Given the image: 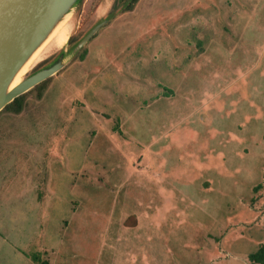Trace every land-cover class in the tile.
<instances>
[{"label": "rangeland", "instance_id": "374dc122", "mask_svg": "<svg viewBox=\"0 0 264 264\" xmlns=\"http://www.w3.org/2000/svg\"><path fill=\"white\" fill-rule=\"evenodd\" d=\"M109 1L101 14L108 0H83L63 28L66 40L80 39L122 0ZM192 1L144 0L132 15L146 30L167 21L163 36L190 58H170L163 74L147 67L169 96L136 101L111 93L107 102V94L101 95L107 109L121 113L118 119L91 117L119 129L102 131L88 120L95 130L82 137L75 126L86 122V114L73 94L65 99L64 93H46L53 78L42 97L40 91L27 94L21 116L0 114V121L39 122L37 130L23 133L34 131L42 150H52L56 141L58 155L52 151V161L42 162L57 169L56 192L48 191L45 171L38 189L42 204L54 199L51 208L37 210L28 179L13 185L6 200L17 219L33 216L45 223L40 241L55 240L56 264H250L249 255L264 245V0L235 2L242 13L236 6L227 9L223 0ZM230 13L232 33L224 24ZM110 22L97 33L99 43L154 38L112 30ZM187 39L200 45L190 47ZM64 43H53L25 76L51 61ZM78 61L57 79L80 73ZM109 63L101 61L115 70ZM86 70L87 81L100 71ZM61 123L67 128L56 126ZM70 132L74 140L66 147ZM35 244L33 255L40 252Z\"/></svg>", "mask_w": 264, "mask_h": 264}, {"label": "crops", "instance_id": "0c3cea01", "mask_svg": "<svg viewBox=\"0 0 264 264\" xmlns=\"http://www.w3.org/2000/svg\"><path fill=\"white\" fill-rule=\"evenodd\" d=\"M143 1L139 0L133 10L115 16L112 22L108 24L109 26L107 25V28L113 26L112 30L118 29L121 32L128 33V35L131 32L132 34L134 32L149 35L154 34L151 42L131 41L129 38L128 41L122 42L124 45H117V42L110 44L99 43L100 37L98 32L96 37L92 39L93 41L91 40L86 45L84 57L77 63L80 73L72 77H66L65 80L60 79L62 81L61 85L59 84L60 80L57 79L59 77H56L59 76V73L52 77L53 79L46 93H64L65 99L68 96L67 93H71L73 94L71 100L76 99L80 102L82 107L79 109V112L86 114V122L79 123L75 127L84 131V133L81 132L82 137L83 135L86 137L90 136L89 131L95 130L93 126L88 125V120L91 123L96 122L102 131L108 128L117 130L118 127L119 129L117 124L106 123L103 119H93L91 117V114L95 113L111 114L118 119L119 113H121L120 110L113 109L110 111L107 109L108 106L104 104V101L99 100L101 95L107 94V102H110L111 93H125V95H131L136 101L146 100L148 97L159 99L164 95L169 96L167 90H164L163 86L159 84L160 80L152 78V75H150L151 70L147 67L153 64L155 65V69H152V71L163 74V72H168V61L170 58H177L179 61L190 58L189 54L178 52V49L174 48V45L166 36H163L168 32L167 27H165L167 21L163 24L157 23L152 25L146 30V25L138 24V21L134 20L132 15L135 14ZM223 1L226 2L227 9L232 10L236 6L235 2H239L240 0ZM192 2L194 3L195 0ZM193 3L188 5L187 9H184L185 6L183 7L184 13H188L190 9L193 10L195 6ZM238 12L242 13V10L237 8L236 13ZM225 17V27L229 33H232L235 24L232 22L231 13ZM209 26H204V28L207 29ZM178 32H181L185 36L188 34V30L186 31L185 29L178 30ZM185 44L194 48L200 45L199 43H192L189 39L185 41ZM103 60H109V65H114L116 67L115 70L108 69L109 67L102 65L101 61ZM92 68L100 71L97 75L92 76L88 82L83 73L87 71L86 69L90 70ZM101 73L102 76H100ZM146 80H149L150 84L142 83ZM111 87L113 88L110 89ZM65 103L66 105H70L68 99ZM25 108L26 103L21 113L13 114L21 116L20 114L24 112ZM40 126V123L35 121H0V264H56L55 240L51 241V237H48L43 242L40 241L42 228H44L45 223H41L39 219H35L33 216L27 218L23 215V218L18 217L17 219L15 217L16 214L13 215V213L8 212L11 209H8L9 203L6 201L12 186L24 183L28 179L32 195L31 200L36 204L37 210L39 211L42 205L47 206L49 209L52 206L54 199L51 197L47 205L46 202L44 204L41 203V198L38 195V189L40 188L39 178L42 172L48 173L50 179L47 187L53 196L58 185L57 169L51 164L42 166V162L49 161L48 158H50L52 151L57 156L59 150L55 148L57 145L55 140L51 141V143L54 141L51 145V147L54 146L52 150H42L41 142L35 140V136L33 135L34 131ZM56 126L66 127V124L61 123ZM73 128L70 123L69 129L72 130ZM30 130L34 131L24 135V131ZM31 137L33 138L29 140ZM72 140L74 138L70 132L62 144L66 147L70 146ZM26 148H29L27 152ZM16 209L19 210L20 207L18 206ZM8 213H10L8 215L10 217L6 219ZM17 215L21 216L20 212ZM34 242L40 246V252L33 255L30 252V248L34 246L32 249H35L36 244ZM40 253H44V255Z\"/></svg>", "mask_w": 264, "mask_h": 264}, {"label": "water", "instance_id": "95a60500", "mask_svg": "<svg viewBox=\"0 0 264 264\" xmlns=\"http://www.w3.org/2000/svg\"><path fill=\"white\" fill-rule=\"evenodd\" d=\"M83 0H0V112L15 99L51 79L76 58L116 14L96 23L75 43L69 37L51 61L16 80L31 60L67 24ZM110 1L100 5L107 11ZM30 71V70H29Z\"/></svg>", "mask_w": 264, "mask_h": 264}, {"label": "trees", "instance_id": "16d2710c", "mask_svg": "<svg viewBox=\"0 0 264 264\" xmlns=\"http://www.w3.org/2000/svg\"><path fill=\"white\" fill-rule=\"evenodd\" d=\"M138 1L139 0H122L120 4L119 3H115V5L113 6V8L111 10V14H116V13L121 14V13H125V12H128V11H131V10L134 9V7L138 3ZM77 40H78L77 37H72L70 42L71 43H75ZM85 52H86V49L84 48L79 53L78 58L80 60L84 57ZM42 65L43 64L38 66L36 69H38ZM49 80H47V81L41 83L40 85L36 86L31 91H34V90L35 91H40L39 95H40V97H42L43 92L46 89L45 86L47 85ZM28 93H26V94L20 96L19 98L15 99L3 111H1L0 114L3 113V112H11V113H15V114L21 113L23 108H24V106H25V100H26V96H27ZM248 259H249L250 264H264V245H260L256 252H254V253L249 255Z\"/></svg>", "mask_w": 264, "mask_h": 264}, {"label": "bare ground", "instance_id": "6f19581e", "mask_svg": "<svg viewBox=\"0 0 264 264\" xmlns=\"http://www.w3.org/2000/svg\"><path fill=\"white\" fill-rule=\"evenodd\" d=\"M100 11V10H99ZM70 27V26H69ZM66 32H67V30L66 29H62L59 33H57L56 34V36L54 35V37L48 42V44L40 51V52H38L37 54H36V56L31 60V62L26 66V68L22 71V73H21V75L18 77V79L16 80V83L15 84H17V83H19V81H20V79H21V77L23 76V75H25L26 73H28L29 72V70L34 66V64L38 61V59L41 57V55H42V53L45 51V50H47V49H49L52 45H53V43L54 44H61V43H63V42H65L66 43ZM64 43V44H65ZM33 70V69H32ZM31 70V71H32Z\"/></svg>", "mask_w": 264, "mask_h": 264}]
</instances>
